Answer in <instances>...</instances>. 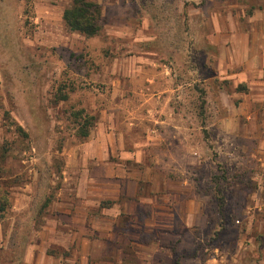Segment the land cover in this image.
Here are the masks:
<instances>
[{"label": "rangeland", "instance_id": "obj_1", "mask_svg": "<svg viewBox=\"0 0 264 264\" xmlns=\"http://www.w3.org/2000/svg\"><path fill=\"white\" fill-rule=\"evenodd\" d=\"M90 1L101 7L102 29L88 38L63 24L71 0H0V196L8 202L0 264H53L44 258L57 252L45 245V217L53 216L67 152L85 141L79 128L89 131L103 109L140 121L139 139L157 129L156 153L172 164L158 169L208 193L218 224L203 235L208 244L224 228L242 249L264 246V193L249 214V200L237 196L264 187V155L247 139L240 150L222 148V120L227 130L249 126L234 90L249 92L217 75V8L204 0ZM257 107L263 116L264 101Z\"/></svg>", "mask_w": 264, "mask_h": 264}, {"label": "crops", "instance_id": "obj_2", "mask_svg": "<svg viewBox=\"0 0 264 264\" xmlns=\"http://www.w3.org/2000/svg\"><path fill=\"white\" fill-rule=\"evenodd\" d=\"M204 1L217 8L210 12V38L217 45V75L231 83L233 89L244 84L249 92L234 90V95L242 99V108L249 109L245 114L249 126L239 131L227 130L222 120V136H226L221 140L222 148L240 150L238 141L247 139L264 155V115L257 107L264 101V0ZM220 91L224 101L227 93ZM242 117L238 116L239 122H243ZM132 118L103 109L85 141L67 152L59 198L53 202V216H46L43 226L48 233L45 245L57 252L48 257L45 253V261L264 264V246L242 249L243 241L225 238L224 228L208 244L203 235L218 227L208 193L198 190L191 177L179 179L158 169L164 164L156 153L161 133L146 129L139 139L136 128L141 122ZM257 161L264 176V157ZM171 165L165 160V167ZM238 167L252 169L243 161ZM254 179L262 181L260 175ZM239 193L240 199L249 200V214L253 203L248 204L264 193V187L260 185L256 193Z\"/></svg>", "mask_w": 264, "mask_h": 264}, {"label": "trees", "instance_id": "obj_3", "mask_svg": "<svg viewBox=\"0 0 264 264\" xmlns=\"http://www.w3.org/2000/svg\"><path fill=\"white\" fill-rule=\"evenodd\" d=\"M101 15L102 11L99 4L90 0H71L70 6L63 11L62 21L69 31L90 38L96 36L102 29ZM62 99L64 100L65 97ZM78 116L80 114H77L76 117ZM85 122L86 124L89 123L88 121ZM79 129L80 137L85 139L88 136V130L84 126H81ZM7 206V199L0 196V219L6 212Z\"/></svg>", "mask_w": 264, "mask_h": 264}]
</instances>
